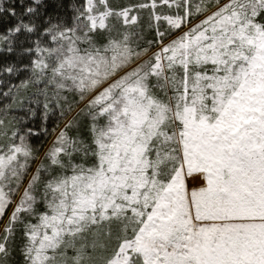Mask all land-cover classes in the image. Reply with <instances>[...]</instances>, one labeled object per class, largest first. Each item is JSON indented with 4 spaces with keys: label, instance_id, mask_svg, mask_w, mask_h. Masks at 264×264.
<instances>
[{
    "label": "snow or ice",
    "instance_id": "snow-or-ice-1",
    "mask_svg": "<svg viewBox=\"0 0 264 264\" xmlns=\"http://www.w3.org/2000/svg\"><path fill=\"white\" fill-rule=\"evenodd\" d=\"M0 264H264V0H0Z\"/></svg>",
    "mask_w": 264,
    "mask_h": 264
}]
</instances>
